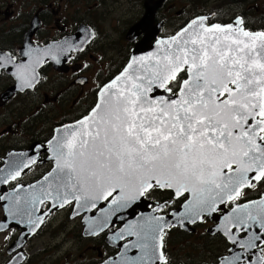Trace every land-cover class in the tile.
Instances as JSON below:
<instances>
[{
    "label": "snow or ice",
    "instance_id": "6c2138e0",
    "mask_svg": "<svg viewBox=\"0 0 264 264\" xmlns=\"http://www.w3.org/2000/svg\"><path fill=\"white\" fill-rule=\"evenodd\" d=\"M206 19H194L162 41L175 47L154 63H146L151 57L132 56L100 89L88 115L65 126L67 135L57 129L55 144L48 142L56 166L44 181L53 178L49 186L62 199L59 207L75 200L79 207L98 209L101 231L110 215L157 190L171 191L173 199L158 203L153 212L163 213L175 198L185 199L184 211L172 213L180 226L235 202L217 229L230 245L218 264H264V200L239 203L244 189L264 179V32L205 26ZM36 51L30 48L26 55ZM26 67L17 64L16 74L22 87L31 88L38 81L25 74ZM41 191L45 198L51 194ZM36 201L44 199L33 196L28 203ZM175 226L165 215L127 225V235L137 237L131 247L142 255L122 253L112 264H168L164 238ZM124 232L114 238L125 239Z\"/></svg>",
    "mask_w": 264,
    "mask_h": 264
},
{
    "label": "flooded vegetation",
    "instance_id": "af4514ba",
    "mask_svg": "<svg viewBox=\"0 0 264 264\" xmlns=\"http://www.w3.org/2000/svg\"><path fill=\"white\" fill-rule=\"evenodd\" d=\"M199 17H207L205 26L264 32V0H0V264H112L122 253L142 255L131 247L137 237L127 235L126 226L143 219L119 215L102 231H88L86 214L74 217L75 203L53 207L41 197L42 204L31 206V186L55 167L48 142L56 130L90 113L100 89L124 70L132 51L146 40L154 45L175 36ZM30 48L38 51L26 55ZM17 64L27 65L25 74L38 81L34 87L21 86ZM254 183L244 189L239 203L263 197L264 179ZM145 199L147 203L132 207L134 214L168 218L186 203L175 198L165 212L157 213L153 209L172 200V192L157 190ZM234 203L186 227L168 229V264H218L228 255L230 245L217 229ZM24 204L36 213L35 219L13 212ZM98 213L94 209L91 215ZM121 229L126 238L115 239Z\"/></svg>",
    "mask_w": 264,
    "mask_h": 264
},
{
    "label": "water",
    "instance_id": "95a60500",
    "mask_svg": "<svg viewBox=\"0 0 264 264\" xmlns=\"http://www.w3.org/2000/svg\"><path fill=\"white\" fill-rule=\"evenodd\" d=\"M197 30L198 29V26H197ZM191 32V29L189 30ZM181 32V31H180ZM179 32V33H180ZM177 35V34H176ZM175 35V36H176ZM184 38H187V34H185L184 37H182L181 39H184ZM170 40L169 39H164V40H161V41H158L157 43H155L154 45H151L150 43V40H146L144 43H142L141 45H138L137 48L135 50L132 51V56H136V57H145V58H149L151 57V59H146V63H154L155 61V58L156 57H162L165 50H169L170 48H174L175 45H169V44H163L161 43L162 41H168ZM259 45H260V41L258 40L256 42V46L257 48H259ZM131 56V57H132ZM118 83H123V81L121 82H118ZM76 123V122H75ZM75 123H71V124H67L65 126H69V125H75ZM60 127L58 129H62L64 134L67 135L70 131L69 128L67 127ZM78 127V126H77ZM60 136V133H58L56 131V135L55 137L58 139ZM53 141V145L55 144V141ZM50 146V145H49ZM50 151L51 153L54 155V152H53V146H50ZM13 162V161H12ZM12 164V163H11ZM54 165L56 166V160H55V155H54ZM55 168V167H54ZM251 175V174H249ZM52 177H49V180L48 181H44V179L41 181L43 182V184H41V182L39 184L36 185V187L34 188L35 190V193H34V196L38 195L40 197H44V194L43 192L41 191V189L43 188L44 191L48 192V193H51L49 196H47V199H49L50 201H52V203L54 204H59V202L61 203L62 202V199L61 198H58L56 197L55 195V192L53 191V188H54V185H52L51 187L49 186L50 185V182L52 181ZM255 182V181H254ZM253 182V183H254ZM26 191V190H24ZM26 194H28L27 192H24L22 195L23 196H26ZM33 195V194H32ZM31 196V195H30ZM190 198V197H189ZM32 199V198H31ZM260 200H264V195L263 197L260 199ZM258 200V201H260ZM106 201H98V205L100 206L101 204H104ZM71 203H75V208H74V217L75 216H78L80 214H83L85 213L86 214V217H85V220H86V230L88 231H95V230H99L100 229V224L102 223V216L103 214L102 213H98V215H91V213L93 212L94 209H91V210H87L86 208H83V207H79L78 205V202L75 201V200H72ZM81 204L83 203V201L80 202ZM147 203L145 197L144 198H139L131 207L125 209L124 211L122 212H118L116 213L115 215H110L108 217V221L112 218H115V217H118L119 215H121L120 219H132V220H137V219H145L147 217H150L148 216V214L142 212V215H137V214H134L135 212V209H133L132 207L136 204H145ZM35 207V206H34ZM107 207V206H106ZM115 207V206H113ZM28 210V214L26 215L25 214V210ZM142 210V209H141ZM184 211V206L178 210V212L176 213H179V212H182ZM14 213H18L19 214V217H23L24 219H27V216L28 218L30 219H35V217L37 216L36 213L33 211V209L29 206V204H24V206H21L19 207L18 211H13ZM17 214V215H18ZM35 214V215H34ZM126 215V216H125ZM31 216V217H30ZM169 222L171 223H174L176 224V226H180L178 223H176V220L173 218V216L171 215L170 217L166 218ZM34 221V220H33ZM110 223V221L108 222V224ZM133 223V222H132ZM189 222H185L183 226L181 227H186V225H188ZM127 225H130V222L129 224ZM100 231V230H99Z\"/></svg>",
    "mask_w": 264,
    "mask_h": 264
}]
</instances>
